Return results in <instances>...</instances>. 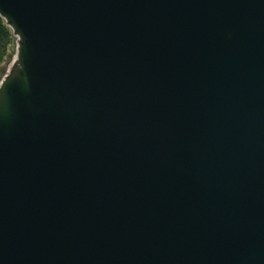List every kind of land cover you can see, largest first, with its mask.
Masks as SVG:
<instances>
[{
	"label": "water",
	"instance_id": "obj_1",
	"mask_svg": "<svg viewBox=\"0 0 264 264\" xmlns=\"http://www.w3.org/2000/svg\"><path fill=\"white\" fill-rule=\"evenodd\" d=\"M0 16V264H264V0Z\"/></svg>",
	"mask_w": 264,
	"mask_h": 264
},
{
	"label": "trees",
	"instance_id": "obj_2",
	"mask_svg": "<svg viewBox=\"0 0 264 264\" xmlns=\"http://www.w3.org/2000/svg\"><path fill=\"white\" fill-rule=\"evenodd\" d=\"M14 42L11 29L5 24L4 19L0 16V63L6 57L8 49Z\"/></svg>",
	"mask_w": 264,
	"mask_h": 264
},
{
	"label": "rangeland",
	"instance_id": "obj_3",
	"mask_svg": "<svg viewBox=\"0 0 264 264\" xmlns=\"http://www.w3.org/2000/svg\"><path fill=\"white\" fill-rule=\"evenodd\" d=\"M14 52H15V38H14V42L11 44L10 48L8 49L6 57L0 63V79L3 76V74L5 73L10 61L12 60Z\"/></svg>",
	"mask_w": 264,
	"mask_h": 264
}]
</instances>
